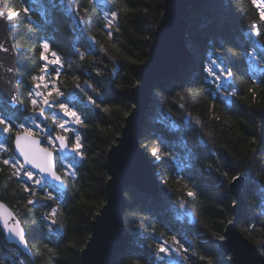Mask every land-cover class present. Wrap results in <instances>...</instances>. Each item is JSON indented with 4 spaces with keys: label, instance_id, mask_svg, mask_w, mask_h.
I'll return each instance as SVG.
<instances>
[{
    "label": "trees",
    "instance_id": "1",
    "mask_svg": "<svg viewBox=\"0 0 264 264\" xmlns=\"http://www.w3.org/2000/svg\"><path fill=\"white\" fill-rule=\"evenodd\" d=\"M164 1L0 0V8L15 14L11 33L27 106L21 114L0 105L7 120L14 115L18 121L13 134L20 119L34 116L54 137L62 135L53 119L60 103L87 125L74 123V133L63 135L71 146L76 133L81 136L84 158L76 152L65 158L74 159L75 175L62 172L56 152L65 191L31 170V181L13 176L14 169L0 162V201L18 214L33 253L28 257L9 244L0 228V264H82L91 224L106 203V156L134 106L131 90L140 83ZM257 4L200 0L189 7L187 61L155 82L142 124L141 146L159 192L126 188L123 218L132 241L116 264H231L219 243L239 202L231 191L233 176L242 180L238 228L264 256V19ZM113 11L118 16L109 27ZM45 42L61 61L50 68V89L55 85L62 95L53 93V105L40 115L41 106H31L25 92L40 73ZM217 65L232 75H219ZM7 140L12 150L13 140ZM185 186L196 195L187 196ZM165 243L168 254L157 250Z\"/></svg>",
    "mask_w": 264,
    "mask_h": 264
},
{
    "label": "water",
    "instance_id": "2",
    "mask_svg": "<svg viewBox=\"0 0 264 264\" xmlns=\"http://www.w3.org/2000/svg\"><path fill=\"white\" fill-rule=\"evenodd\" d=\"M199 1H164L163 14L155 29L149 58L140 69V83L131 90V100L134 106L125 118L120 136L106 156V166L109 172L106 184V203L91 224V238L81 252L82 264H116L118 258L126 252L132 241V235L126 230L123 218L126 206V188L136 186L146 194H155L159 191V183L153 173L151 162L141 146L143 118L151 102V93L155 82L176 74L187 61L189 53L185 41L187 17L190 15L189 7L196 5ZM8 16L5 10L0 8V46L6 49L0 50V105L14 112L25 114L27 106L20 89L22 64L11 33V21ZM48 128L51 129V126L48 125ZM126 133L127 135H125ZM37 138L41 141L42 147H48L41 137L37 136ZM55 143L64 156H74V151L67 138L68 147L62 151L59 141H55ZM13 150L22 163L23 157L15 150L14 142ZM56 163L57 155L53 150V170L60 177L59 180L32 168L31 165H25V169L35 172L55 189L65 191L64 178L57 170ZM241 187V179L231 184V191L237 196L239 202L234 206V218L226 227L219 248L231 256V264H264V256L260 249L238 228ZM0 204H3L12 213L9 227L19 223L24 233V242L22 243L15 233L10 232L4 226V209L0 208V228L5 239L9 244L18 247L26 256L32 258L33 253L28 245L27 232L21 219L5 202L0 201Z\"/></svg>",
    "mask_w": 264,
    "mask_h": 264
},
{
    "label": "snow or ice",
    "instance_id": "3",
    "mask_svg": "<svg viewBox=\"0 0 264 264\" xmlns=\"http://www.w3.org/2000/svg\"><path fill=\"white\" fill-rule=\"evenodd\" d=\"M253 3L256 4L257 0H253ZM257 6L260 8L261 18L264 19V3H259V4H257ZM110 16L112 19L107 21V24L109 27H111L112 22L117 18L118 11L111 12ZM12 18H13L12 15L8 16L9 20H11ZM261 34L262 33L257 32V35H261ZM109 35H111V34L109 33ZM41 47L43 48L44 52L41 53L40 59L44 60V61H48V57L45 55V53L50 51L49 44L47 42H45ZM0 50H6V49H3V46H0ZM52 57H53V59L48 61V63H50L52 65H60V63H61L60 58L57 56V54L55 52H52ZM217 68H219V75H223L225 73H227L228 76L232 75V73L227 68H220L219 65H217ZM9 70L11 71V69H9ZM39 71L41 73L47 72L48 71V65L45 64L43 67L40 68ZM55 71L57 72V75H59L60 69L58 67L55 69ZM209 71L211 72V70H209ZM219 75L217 76V78H219ZM32 80L37 82V84H36L37 87H40L41 83H43L46 80V77L44 75L33 76ZM44 87L45 88L48 87L47 83H44ZM53 93L57 97L62 95L60 90L54 85L52 90L49 92H46V93L37 92L36 95L39 96L41 99H40V101H37L36 99H32L31 100L32 105L33 106H37L38 104L49 105L50 104V98L53 96ZM232 95L235 96L236 93L233 92ZM29 96H31V93H29ZM92 103L96 107H100V105L96 104L95 101H92ZM58 107L64 113L65 116H71L73 118L74 123H76L82 127H87V125L84 124V122L80 118V116L75 111H72L70 108H68L65 104L60 103L58 105ZM181 107H183V105H181ZM103 110L105 112L109 111L108 108H104ZM43 112H44V109L41 107L39 114L43 115ZM53 119L60 129L66 130L65 129V123L66 122L55 120V118H53ZM196 122L199 123V120L197 119ZM0 125H3L2 130L5 133L9 134V137L14 142L15 150L19 152L21 157H23L22 163L19 160H9V159H4V160L0 161L4 165L11 166L14 169V171L12 173L13 176H18V175H20L21 172H23V175L26 176L29 181H31L33 179V173L31 171H25L24 170L25 165H31L32 168L38 169L42 173L49 174L57 180L60 179V177H58L56 175L55 171L53 170V167H54V165H53V150L48 148V147H42L41 146V141L37 138V133L33 132L32 129L27 128L23 124H21L18 126L20 131H17L13 134V128L9 127L3 119H0ZM37 127H39V125H37ZM41 131H43V129H41ZM48 137L49 138L47 139V143L49 145H53L55 141H59V146H60L61 151L68 147V144L66 143V137L65 136L57 135L56 137L52 138L51 133H49ZM5 148H6V145L4 143H0V150H5ZM81 148H82L81 136L79 133H76L75 142L72 144V150L74 152H76L77 154H79L81 156V158H84L85 154L81 151ZM153 155L154 156L156 155V151H153ZM72 175H75V173H73ZM239 179H240L239 177H235V176L232 177V180L237 181V182L239 181ZM39 182H40L39 180L36 181V183H39ZM185 187H186V191H187V196L194 197L196 195L195 192L191 188H187V186H185ZM27 190L28 189L25 188V191H27ZM33 195H34V193H33ZM47 198L51 199V195L49 194V196ZM27 203L32 204L33 200L30 199L27 201ZM0 208L4 209V214H3L4 226L6 228H8V230L10 232L15 233V235L23 243L24 242V233H23L21 226L19 225V223H15L12 227H9V220L12 219V213L10 211H8L3 204H0ZM55 213H56V209H53L52 214L54 215ZM173 240H175V237H173ZM157 250L160 253H165V254L169 253V249L166 246V243L157 245ZM48 251L51 252L52 249H48ZM201 259H204V257H201ZM209 264H211V262H209Z\"/></svg>",
    "mask_w": 264,
    "mask_h": 264
},
{
    "label": "rangeland",
    "instance_id": "4",
    "mask_svg": "<svg viewBox=\"0 0 264 264\" xmlns=\"http://www.w3.org/2000/svg\"><path fill=\"white\" fill-rule=\"evenodd\" d=\"M66 3L67 4H70L71 3V0H66ZM3 9V8H2ZM4 10V9H3ZM9 15H12V19L10 20L11 21V24H12V29L13 31L15 30L14 28L15 25L12 23L13 20H14V17H15V14H9ZM44 52V50H43ZM45 55L48 57V61L52 60L53 57L52 55L50 54V52H47L45 53ZM48 61H44V60H41L42 62V67L47 64L48 65V71L45 72V73H39V74H36V75H33V76H38V75H44L46 77V80L41 83L40 87H37L36 84L37 82L36 81H33L32 80V77H31V82H30V85L27 87V92H25L26 94L28 93V95L26 96V98L29 97V102H30V105H32L31 103V100L32 99H36L37 101H40V97L36 95L37 92H41V93H46V92H49L51 91L50 87H51V76H50V68L51 66H53L52 64L48 63ZM215 68H217V66H215ZM44 83H47L48 87L45 88L44 87ZM29 93H31V96H29ZM55 98L52 96L50 98V104L49 105H42V104H38L37 106H41L43 108H45L44 110H46V108L49 106L51 107L53 105V102H54ZM36 106V107H37ZM34 107V106H33ZM2 107H0L1 109ZM37 111H40L39 109L36 110V113ZM74 111V110H72ZM60 117V118H59ZM8 118H10L9 120H7L6 116L0 111V119H3L5 121V123L11 127L13 126L14 124L12 123H16V125H18V121L15 120L14 118V115H10ZM54 118H55V115H54ZM56 120H59V121H63V122H66L65 123V129L66 130H62L58 127L56 133L57 134H62V135H65V134H71V132L74 133V122H73V118L71 116H65L64 113L59 109V116L57 115V119ZM19 122H21L25 127L27 128H30L33 130V132L37 133L44 141V143L46 144V146H48L49 148H51L52 150H55V151H58L57 147H56V144L54 142L53 145H49L47 143V139L49 138L48 137V134L50 133L45 127L42 126V124L40 123L39 119L35 118L34 116H28V117H25L23 119H20ZM21 125V124H19ZM37 125H39V127H37ZM3 128H1L0 126V143H4L6 145V148L5 150H0V155L4 158V159H9V160H19L18 157L15 155L14 153V150L12 148L9 149V144H8V133H5L3 130ZM41 129H43V131H41ZM18 130H20L19 128L16 129L15 132H17ZM51 130V129H50ZM14 132V133H15ZM69 134V135H70ZM51 137L54 138V135L51 133ZM66 137V136H65ZM67 138V137H66ZM75 138V136H74ZM60 156V166H61V170L62 172L67 176V175H71L74 173V159H71L70 161H67L65 160V156H63L62 154H59ZM20 161V160H19ZM21 162V161H20ZM25 171H29V170H26L24 168ZM20 175H23V172L20 173ZM34 176V174H33ZM27 178V177H26ZM159 192V191H158Z\"/></svg>",
    "mask_w": 264,
    "mask_h": 264
},
{
    "label": "clouds",
    "instance_id": "5",
    "mask_svg": "<svg viewBox=\"0 0 264 264\" xmlns=\"http://www.w3.org/2000/svg\"><path fill=\"white\" fill-rule=\"evenodd\" d=\"M93 91H96V89H93ZM125 135H127V133L125 134ZM209 135H211V133H209ZM123 143V142H122ZM218 239H220V238H222V237H217ZM191 243H195V241L193 240V241H191Z\"/></svg>",
    "mask_w": 264,
    "mask_h": 264
}]
</instances>
